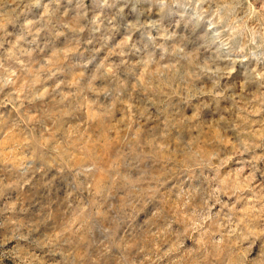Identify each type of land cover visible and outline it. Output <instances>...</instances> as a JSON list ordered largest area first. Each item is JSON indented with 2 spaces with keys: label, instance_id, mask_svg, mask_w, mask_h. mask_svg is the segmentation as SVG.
<instances>
[{
  "label": "rangeland",
  "instance_id": "374dc122",
  "mask_svg": "<svg viewBox=\"0 0 264 264\" xmlns=\"http://www.w3.org/2000/svg\"><path fill=\"white\" fill-rule=\"evenodd\" d=\"M0 264H264V0H0Z\"/></svg>",
  "mask_w": 264,
  "mask_h": 264
}]
</instances>
